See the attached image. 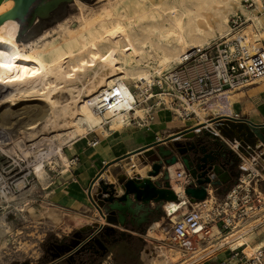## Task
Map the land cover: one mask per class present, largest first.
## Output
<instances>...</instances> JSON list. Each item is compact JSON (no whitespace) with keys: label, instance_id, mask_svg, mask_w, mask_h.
<instances>
[{"label":"bare ground","instance_id":"6f19581e","mask_svg":"<svg viewBox=\"0 0 264 264\" xmlns=\"http://www.w3.org/2000/svg\"><path fill=\"white\" fill-rule=\"evenodd\" d=\"M21 1L0 0V14ZM253 1L254 6L247 8L239 0H106L98 10L86 12L85 4L75 0L79 10L77 23H65L52 38L27 42L17 38L15 18L3 19L0 22V63L15 66L11 70L0 67V156H9L15 166L24 160L30 169L11 181L0 175V236L11 233L9 213L23 215L35 196L44 195L45 201L52 183L48 169L64 174L70 170L71 159L66 149L75 140L90 132L105 137L131 124L133 117L145 116V106L138 105L132 89L146 92L144 99L156 95V104L175 110L177 104H171V99L162 91L154 93L148 89L154 81L161 83L165 70L190 49L205 47L211 39L224 37L226 40L240 38L250 52L248 38L240 28L243 22L234 29L228 26L229 13L235 7L246 16L245 26L251 30L252 47L261 46L264 15L255 12L263 9L262 0ZM33 72L36 75H32ZM155 75L160 77L154 79ZM259 80L264 84V75L255 81ZM227 99L228 103L232 100ZM222 106L218 99L209 102L207 107L192 104L190 108L199 118L193 122L197 123L195 130L201 123L202 127L211 124L209 127L213 128L214 123L204 114L218 113ZM236 144L233 142V147ZM141 150L146 152L147 148ZM141 150L127 153L132 158L127 167L130 172L132 168L143 172L137 166L139 160L135 155ZM175 166L173 163L167 168L171 187L180 199L163 203L165 212L172 217L186 208L183 185L174 176ZM243 167H250L249 162ZM13 170L12 167L8 174ZM28 175L30 181H35L33 185L29 186ZM242 180L245 181V176ZM32 186L39 187L41 193H32ZM27 195L30 198H26ZM204 207L201 213L207 215ZM263 215L259 213L238 221L217 237L202 240L197 245L201 249L196 246V251L182 255L176 264H193L215 246L234 248L243 245L245 238L244 250H257L264 245V239L252 243L253 233L249 232L255 230L254 224ZM157 222L149 225L148 235L155 226L157 228ZM0 238V245H5ZM172 248H162L167 258Z\"/></svg>","mask_w":264,"mask_h":264},{"label":"water","instance_id":"95a60500","mask_svg":"<svg viewBox=\"0 0 264 264\" xmlns=\"http://www.w3.org/2000/svg\"><path fill=\"white\" fill-rule=\"evenodd\" d=\"M34 1L36 0H23L12 6L0 14V22L5 18H15L18 22L26 20L29 27L37 18L48 16L49 11L60 2L69 0H41L30 11ZM209 121L214 123L213 128L202 127L201 123L198 130H195V126H190L131 150L150 147L146 150L144 159L149 162L147 176L141 177L139 173H135L119 177L116 182L99 179L95 188L94 178L87 187V195L105 222L94 227L83 240L75 239L70 246L52 253L51 259L58 260L71 255L90 239L104 249L105 245L96 235L101 230L108 233L123 227L129 230L142 229L145 232V226L153 214L164 211L162 205L165 201L180 199L171 187L167 168L170 164L179 161L185 173L191 177V181L183 185V193L191 203L207 197V184L216 187L236 180L239 172L231 162L232 158L237 160L238 157L223 138L231 142L237 141L236 147L243 151L244 147L253 146L256 139L264 142V122L254 123L247 118L232 115L212 116ZM215 128L217 131L213 130ZM83 229L85 230H81Z\"/></svg>","mask_w":264,"mask_h":264},{"label":"crops","instance_id":"0c3cea01","mask_svg":"<svg viewBox=\"0 0 264 264\" xmlns=\"http://www.w3.org/2000/svg\"><path fill=\"white\" fill-rule=\"evenodd\" d=\"M263 45L264 40L262 41L261 46ZM227 97L232 98L230 103L227 102ZM224 102H227L228 104ZM222 103L223 106L220 112L213 113L212 111H208L204 114V116L209 114V116H205L207 120L208 118L216 115H232L236 117L247 118L254 123L264 122V84L261 80H259L258 82L254 81L244 87L239 86V88L237 87L236 89H229L226 92L225 98L222 100ZM152 115V119L146 121L143 125L133 124L134 127L136 126V128L125 130L127 127H129V124L121 129L113 131L105 137L101 136L96 144L87 143V141H90L87 136L75 140L71 147L66 149V152L68 153L69 158L70 155H77V160L70 164V170L67 173L64 174L59 172L60 176L56 180H52L51 186L49 188V193L45 198V203L47 202V199H49L48 205L43 206L41 210H39V212L37 213V217H39V219H44V221L50 222V224L54 226L59 223L62 224L64 223V221H67L66 225H68V223H70L69 221H71V218L76 219L77 217L82 218L86 216L90 217L87 221L88 223L85 221L83 222L85 224L82 225L96 227L98 224H100L101 214L98 209L92 204L90 198L87 195V187L94 180V178H96L97 181L99 179H102L105 182H116L119 177H128L134 175L135 173H139L141 177L147 176V170L149 168V162L144 161V159L142 160L143 154H145V152L142 150L139 153L137 152L138 154H135L137 156V159L139 160V163L137 162L138 168L143 169L142 173L140 171L136 172V170L133 168L131 172L128 170L127 167L131 165L130 162L132 160L130 155L123 157L122 159H120V161L112 162L104 168L105 163L121 154H126L135 148L148 144L154 140L168 137L172 134L177 133L178 131L184 130L185 127L187 128L197 124L190 123V118H188V122L185 123V118L179 117L176 114H174L173 116L171 114H168L166 108H163L158 112L156 111ZM194 120L199 121V118L198 120ZM205 126L209 127L211 126V124H206ZM123 129L124 131L122 132ZM142 130H144L145 132L144 135H134L135 132ZM94 134L97 135L96 133ZM220 137L223 138L222 136ZM223 140L234 151L238 150L236 146L233 147V142L229 141L226 138H223ZM149 148L150 147H147V150ZM238 151L240 153V156H237L238 158L237 163L235 165V170L239 172L238 165L240 163H243L244 166L247 161L250 164V167H248L247 169L250 168L252 171H255L256 168L258 170H264V142H261L259 141V139H256L253 146H247L244 147L243 151ZM251 161L255 162V167L252 165ZM174 164H176L174 168V176L177 170H183V172H185L183 166L179 161ZM242 176H245V181L242 180ZM241 180L243 182H247L248 176L245 173H242ZM234 181H231L227 185H221L216 187H212L210 184H207L206 189L208 195L204 200L209 198L210 202L209 199L207 202L202 200L194 202L193 205L196 207L198 206L200 210L204 206L207 211L213 210L216 206L222 203L226 191L234 184ZM96 184L97 182L93 181L94 188ZM256 184L258 186L262 185L261 182H256ZM185 199V205H187V198ZM208 203H210L211 205L210 208H207L206 206L208 205ZM163 206L164 204L162 205V208ZM185 209L186 208H183L181 212ZM171 217L172 216L170 214H167L165 210L159 214H153L148 224L145 226V232L142 233L137 232L135 230L125 229L123 227H118V229L120 230L130 231L132 234H137L141 236L144 240V244L140 250L141 263L144 262L145 264H176L177 260L183 254L188 253L181 251L176 247H173L170 250L169 258H167L166 254L163 253L162 248L160 249L159 246H157L159 249H157L156 247V252L158 253L153 257H150L151 259L148 258L150 249L147 247L145 241L153 242L152 240H149V238H154L151 237V235L147 234V229L149 225H151L153 222L158 221L157 228L155 226L153 229V232H157L159 228L165 229L167 226L170 225L169 219ZM164 223L166 224L165 226H163ZM72 227L71 229L83 228L81 224L73 225ZM254 227L255 230L249 232L253 233V238L251 241L252 243L256 242L257 240L259 241L264 239V215L259 218V221L254 224ZM223 232L224 230L217 233V235L215 234L216 237ZM212 238L215 237L213 236ZM157 240L158 239H156V241ZM246 244L247 241L245 238L244 243L241 246H244ZM200 247L201 246H199L198 248ZM226 247L227 246H215L211 251L205 252L204 254H202L201 257H198L193 264L213 263L216 259L222 258L226 255L224 251V248ZM147 258L149 260H147Z\"/></svg>","mask_w":264,"mask_h":264},{"label":"built area","instance_id":"2783aa9c","mask_svg":"<svg viewBox=\"0 0 264 264\" xmlns=\"http://www.w3.org/2000/svg\"><path fill=\"white\" fill-rule=\"evenodd\" d=\"M245 1L251 3V0ZM241 22V16L234 14L229 23L234 29ZM263 75L264 46L248 52L240 38L227 40L223 38L205 47L190 49L183 58L165 70L161 83L156 85L159 91L171 99V104H177L175 110L166 109L175 112L179 117L198 120V116L190 108L192 104L199 103L207 107L213 100L222 101L229 89H236L239 84L240 87L247 86ZM151 97L147 96L144 102ZM155 102L154 100L144 105V118L133 117L131 120L143 125L152 119L153 115L150 112L154 106L161 105L165 108L164 104ZM97 142L98 138L87 141L89 144ZM235 153L240 156L238 150H235ZM70 159L71 163L74 162L77 160V155L71 156ZM251 163L255 167V162L251 161ZM238 168L239 174L234 184L226 191L222 203L213 210H208L207 215H203L199 208L187 200L186 209L178 216L169 219L170 225L164 231L168 244L175 245L184 252H191L196 248V243L211 239L223 230L225 232L231 229L238 221L264 213V170L256 168L252 171L250 168H244L243 163H240ZM242 173L248 176L247 182L241 180ZM175 177L182 185L191 181L189 174L183 170H177ZM256 182H261L262 185L258 186ZM164 246L162 245L163 248ZM244 246L224 248L226 255L210 264H264V245L248 252L244 250Z\"/></svg>","mask_w":264,"mask_h":264},{"label":"rangeland","instance_id":"374dc122","mask_svg":"<svg viewBox=\"0 0 264 264\" xmlns=\"http://www.w3.org/2000/svg\"><path fill=\"white\" fill-rule=\"evenodd\" d=\"M81 1L87 7L86 12H88L89 10H94V11L98 10L99 7L102 6V3H104L106 0H81ZM74 2H75V0H72V2H69L65 5L64 10H63V16H61L60 19H53V20H49V21L45 22V21L37 18L34 21V23L32 24V26H30V28L23 30L21 33L17 32V38H19V40H21L23 42H27V41H30V40H33L36 38H52V37L56 36L57 34H59L60 26L64 25L65 23L69 24V25H74L75 23H77L76 15L79 14L77 4H76V2L75 3ZM239 2H241L244 5V7H247V8H252L254 6L253 0H251L250 4H248V1H245V0H239ZM262 7H263V9L255 12V13H257L259 15L260 14L264 15V0H262ZM234 14H238L241 16L243 23L240 26V28H242V32H244L245 36L248 38V44L250 46L248 48V50H250V52H251L254 49H256V48L252 47V45H251L252 42H251L250 37H251L252 33H251V30L249 29V27L245 26L248 23V21L246 20L245 14L239 8L235 7L233 12L229 13L228 26L230 24L229 23L230 18ZM262 24L264 25V19L262 20ZM18 31H19V22H18ZM223 38L218 39V37H216L215 39H211L212 41L210 44L216 43L219 40H222ZM159 77L160 76L155 75L154 79L159 78ZM131 85H132V88H135L132 83H131ZM133 90L136 94L139 106L144 107V105L146 103L150 104L154 100L156 101V95H155V96H152L150 99H147L146 102H144V95L146 94V92H140V90L138 88H135ZM148 90L153 91L154 93L159 91V88L156 85V81H154V83L151 85V88H149ZM161 109H163V106H161V105L154 106L152 108V112H150V113L153 114L154 112H156V111L158 112ZM166 110L168 111V114H171L172 116L174 115V113L171 110H169V109H166ZM205 116L207 117V116H209V114L205 115ZM136 119L137 118H135V120ZM194 121H195L194 119L190 118L189 122L193 123ZM184 122L185 123L188 122L186 118L184 119ZM133 124L136 125L137 123L135 121L131 120V124L125 130H130V129L136 128V126L134 127ZM123 131H124V129L122 130V132ZM94 133L95 132H90L87 135L89 140L92 141L94 138L99 139L101 137L100 133L97 132V135H95ZM144 133H145L144 130H142V131L135 132L134 135L140 136V135H144ZM64 149H66V147ZM50 153L53 154V152H50ZM125 156H127V155L121 154V155L111 159L110 161L105 163L104 168L112 162L120 161V159H122ZM70 157H71V155H70ZM37 159H38V157L35 160H37ZM54 159H56V158L54 157ZM54 159L52 158V160H54ZM143 159H145V154H143L142 160ZM45 160H47V158H45ZM44 163H46V162H44ZM45 166L47 167L49 165L47 164ZM12 167L14 170L10 174H8L9 170ZM29 169H30L29 166L26 165V162L24 160L18 161V163L15 166V165H12V160L9 156H5V155L0 156V175H2L3 178H6L9 181H11L13 179V177H15V176H20L23 173L28 172ZM48 172L51 174L52 180H56L60 176V173H57L56 169H48ZM30 179H31V176L28 175V180L30 183L29 186L33 185L32 182L34 181V180L30 181ZM97 179H98V176H97ZM95 180H96V178H95ZM31 192L32 193L35 192V194L41 193V192H39V187H34V186H32ZM43 196L44 195H41V197L35 196L32 200V204H29L30 207L26 208L27 211L25 210V213H23V215L12 214V213L10 214L9 213L7 220H9V224L11 225L12 230H11V233H9L7 235L4 234L5 236L1 234V236H0L3 238L1 241H5V245H0V264H12L14 262H22V261H28L31 263L35 262L39 259L40 255L42 254V251H43L42 243L44 242L45 239H48V238L51 239L53 237H60V236L66 235L73 230V229H71V227L73 225H80L81 224V226L83 228L88 229V227L86 225H82V224H85L83 222H85V221L87 222L89 220L90 217H88V216L82 217V218L77 217L76 219L71 218V221H69L70 223H68V225H66L67 221H64V223H62V224L59 223V224H56L55 226L51 225L50 222L44 221V219H39V217H37V213L39 212V210H41V208L43 206L48 205V201H49V199H47V202L45 203L44 199H42ZM28 197L29 196L27 195L26 198H28ZM197 208H199V207L197 206ZM179 213H180V211H179ZM88 215H91V214H88ZM173 216H174V214H173ZM101 222L103 223L105 221L102 219ZM165 225L166 224L164 223L163 226H165ZM166 228H168V226ZM165 229L159 228L157 230V232H153L152 233L153 235L151 234V237H154V238H149V240H152L153 242L145 241L147 247L150 249L148 258L153 257L154 255H156L158 253V252H156L157 246H159V248H163L162 245H165L164 246L165 248H163L164 250L168 247H177L175 245L168 244L166 242V234L164 232ZM214 232H216L215 229H214ZM216 235H214V237H216ZM155 238L158 240L156 241ZM197 245H198V243H196V246ZM159 248L157 247V249H159ZM188 254H189V252L183 254V256H187ZM148 258H147V260H149ZM158 258H160V257H158ZM97 264H114V261L112 259V255L110 253L107 254Z\"/></svg>","mask_w":264,"mask_h":264},{"label":"trees","instance_id":"16d2710c","mask_svg":"<svg viewBox=\"0 0 264 264\" xmlns=\"http://www.w3.org/2000/svg\"><path fill=\"white\" fill-rule=\"evenodd\" d=\"M237 160L232 158L231 164L235 167ZM94 229V226L81 230L73 229L70 233L61 236L45 239L42 243L43 251L35 262H14L12 264H97L107 254L112 255L114 264H140V250L144 240L137 234L115 228L105 233L103 230L96 233L105 248L102 249L92 239L88 240L82 248L69 256L58 260H52L51 254L71 245L75 239L83 240ZM137 232H144L142 229H135ZM61 240V242H58Z\"/></svg>","mask_w":264,"mask_h":264},{"label":"flooded vegetation","instance_id":"af4514ba","mask_svg":"<svg viewBox=\"0 0 264 264\" xmlns=\"http://www.w3.org/2000/svg\"><path fill=\"white\" fill-rule=\"evenodd\" d=\"M40 1L41 0L34 1L31 4L30 11H31V8H33L35 6V4H37ZM69 2H72V0L60 2L55 8H53L52 10L49 11L48 16H46L44 18H39V19L43 20L45 22L49 21V20H53V19H60L61 16H63V10H64L65 5ZM26 22H27L26 20H23V21L19 20V30H22V29L25 30V29L30 28V26L27 27ZM20 33H21V31H20ZM57 238H61V236L57 237ZM58 242H61V240H58Z\"/></svg>","mask_w":264,"mask_h":264},{"label":"snow or ice","instance_id":"6c2138e0","mask_svg":"<svg viewBox=\"0 0 264 264\" xmlns=\"http://www.w3.org/2000/svg\"><path fill=\"white\" fill-rule=\"evenodd\" d=\"M14 66H15L14 64L0 63V67L6 68V69H9V70H11V68H13ZM32 75H36V73L33 72Z\"/></svg>","mask_w":264,"mask_h":264}]
</instances>
